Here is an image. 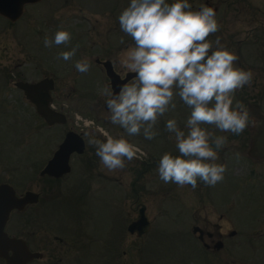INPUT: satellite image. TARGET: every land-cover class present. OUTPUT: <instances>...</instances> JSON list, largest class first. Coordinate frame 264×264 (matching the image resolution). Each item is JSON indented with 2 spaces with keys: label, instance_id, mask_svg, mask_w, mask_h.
Wrapping results in <instances>:
<instances>
[{
  "label": "rangeland",
  "instance_id": "1",
  "mask_svg": "<svg viewBox=\"0 0 264 264\" xmlns=\"http://www.w3.org/2000/svg\"><path fill=\"white\" fill-rule=\"evenodd\" d=\"M244 1L260 7L261 14L252 11L258 14L254 16L250 10L240 11L246 6L234 7L220 23L224 13L220 11L219 29L208 39L214 47L217 38L221 43L230 44L239 57L241 68L253 74L250 84L235 93L234 103L239 101L247 107V103L255 102L264 113V42L254 41L247 33L255 26H264V0ZM188 2L193 9L204 5V0ZM128 4L129 0H39L25 4L16 21L0 15V183H10L18 194L26 190L38 192V212L42 196L52 195L56 201L59 194L60 208L66 201L68 207L62 214L63 219L60 220V212L50 218L49 225L57 226L60 221L65 228L72 226L67 222L81 205L78 206L79 199H76L77 187L75 197L66 194L65 188L57 193L60 188L40 175L64 133L76 121L83 124L84 120L93 122V126L83 127L91 130L90 135L84 134L88 138L103 140L100 128L112 135L124 134L123 129L111 123L107 97L101 94L110 84L99 61L109 60L121 78L131 72L122 61L133 42L121 31L118 20ZM61 28L71 34L69 44L46 47L45 37L52 39ZM72 48L76 49L72 59L58 58L60 52ZM85 58L90 67L81 73L76 70L75 63ZM43 77L54 80L52 104L66 115L65 125H46L33 104L14 86L19 80L35 82ZM174 102L176 108L158 119L160 134L157 140L145 139L141 132L129 137L130 141L150 154L157 143L161 154L169 148L177 152L174 136L166 130L165 124L174 118L184 129L190 109L178 96ZM205 127L214 135L227 137V143L218 150L216 161L225 165L226 171L214 186L198 181L196 189H192L190 185L164 183L159 178L158 168L154 171L153 165H148L145 170L146 166H141L139 161L141 158L126 161L124 169L115 171H109L97 159V180L104 179L102 177L108 180L89 186L88 195L93 192L95 200L92 204L90 200L88 209L95 219L99 238L96 264H264V159H253L247 154L252 126L239 135ZM86 146L84 156L94 147L89 142ZM70 165L72 172L67 178H79L80 172L84 178L91 179L79 158L70 160ZM99 173L104 176H98ZM142 204L146 207L150 228L138 237L129 233L127 226L137 218ZM37 211L34 226L40 227L43 216ZM88 219L86 225L91 220ZM194 227L211 234V238L204 235L208 248L202 246L199 231L195 232ZM71 233L66 230V239L76 238ZM217 241L223 244L219 249L213 246Z\"/></svg>",
  "mask_w": 264,
  "mask_h": 264
},
{
  "label": "clouds",
  "instance_id": "2",
  "mask_svg": "<svg viewBox=\"0 0 264 264\" xmlns=\"http://www.w3.org/2000/svg\"><path fill=\"white\" fill-rule=\"evenodd\" d=\"M118 20L121 31L133 42L122 63L135 76L118 92L106 86L101 94L107 97L111 123L124 134L105 131L103 140L93 138L89 143L106 169H124L126 161L146 155L129 137L142 132L145 139H153L158 134V119L176 108L174 98L178 96L190 114L186 130L174 118L166 121L177 154H162L159 178L192 189L198 181L214 186L226 171V166L216 161L227 137L214 135L205 125L235 135L255 125L248 108L242 102L234 103L235 93L250 84L252 72L235 66L239 57L226 43L217 38L214 47L208 39L219 29L212 7L193 9L188 0H129ZM70 39L71 34L61 28L52 39L45 37L44 44L67 45ZM75 54L72 48L60 52L58 58L68 61ZM89 67L87 58L75 63L81 73Z\"/></svg>",
  "mask_w": 264,
  "mask_h": 264
},
{
  "label": "flooded vegetation",
  "instance_id": "3",
  "mask_svg": "<svg viewBox=\"0 0 264 264\" xmlns=\"http://www.w3.org/2000/svg\"><path fill=\"white\" fill-rule=\"evenodd\" d=\"M203 6H208L212 7L216 13V19L219 16L220 11H224L223 15L220 17V23L223 22L227 18V16L230 14L229 11L232 10L234 7H241V6H246L247 8H242L240 11L247 13L246 10H250L251 14L254 16H257L258 14H255L253 12H260L262 10L260 7L252 5L251 2L249 1H244V0H204ZM237 4V5H236ZM251 6V7H249ZM201 7V6H200ZM249 8V9H248ZM239 11V13H240ZM253 11V12H252ZM264 13V12H263ZM249 14V17L252 18V20H255V18ZM247 33H250L249 37H253L254 41L256 42H264V26H255L253 30L250 32L248 31ZM231 42V40H230ZM230 45V44H229ZM231 49V47H230ZM98 62V61H97ZM103 61H99V64L101 65ZM101 70L103 68L101 67ZM126 75V74H125ZM124 75V77H125ZM123 77V78H124ZM134 77H132L127 83H129ZM16 87V85H14ZM17 88V87H16ZM250 104H256L258 105V108L260 107L258 103L251 102L247 103V108L249 107ZM260 109V108H259ZM57 110V109H56ZM261 110V109H260ZM262 112V110H261ZM263 113V112H262ZM66 117V115H65ZM82 120V118L80 117ZM79 120V119H78ZM80 120V121H81ZM67 117H66V122H67ZM54 124V125H65L66 124ZM76 124L72 126L71 129H68L64 135L62 140L64 139L65 135L67 132L72 131L80 135L82 137L83 142H84V149L82 152H73L70 154L69 157V165H70V160H73L74 158H79L81 162L86 166L84 168V171L87 170L90 175V178H84L80 172L78 173L79 178H67V176L72 172V168L70 165V170L67 173H64L58 177L54 176H49V175H43L46 176L50 181H52L56 186H58L60 189L57 190V193L62 191L61 189H66L65 193L68 195H74L75 197V187H77V197L76 199L78 201V206L79 204V211L73 216L70 217V220L66 218L68 221L67 223L72 224V226H67L66 228L64 226H61V222L59 221L57 226L49 225L50 223V218L54 215H60V220L62 217V214L65 213V208L68 205L66 202H63L62 207L60 208V198L59 194L57 195V200L55 201L54 196L52 195H45L42 196V200L40 203V212L36 210V205L39 202L40 195L38 192V201L36 203H29L25 205L23 210H17V209H12L10 211L9 217L5 223L4 226V231L7 233L8 236L11 237H16L20 238L21 240L24 241L26 247L31 253H37L38 257L32 258L28 260L26 264H96L97 260V241L99 238L96 236L97 231H96V226H94V217L91 216L90 210V200L91 204L94 202L95 197L92 194L88 193L90 192L89 186H92L93 183H98L99 184H104L108 178L102 177L100 174L98 176L104 178L97 180L98 177L96 174V163L97 159L99 158L96 155V149L94 147H90V152L84 156L85 149L87 148L86 143L88 144L90 139H93L91 136L88 138V135H90L91 130H85L83 127L88 125V121L83 120V124H79V122H75ZM52 125V126H54ZM160 123H158L155 126V131L158 133L154 138L157 140L159 138L160 134ZM88 134L87 137L84 134ZM100 133H104L103 129L100 128ZM97 133L99 137H101V134ZM251 136V134H250ZM104 139V138H103ZM61 140V142H62ZM60 142V143H61ZM59 143V144H60ZM58 144V145H59ZM57 145V146H58ZM175 148H169L167 152H171L173 155H176L177 152H174ZM146 155L141 158L140 163L142 164L141 166L145 167V170H147L148 165H153L151 168L156 170L158 168V162L161 157V148H159L158 143L157 146L154 149L153 153H149L148 151L145 152ZM54 153V152H53ZM52 153V155H53ZM51 158V157H50ZM49 158V159H50ZM48 159V160H49ZM47 160V161H48ZM95 161V162H94ZM94 162V163H93ZM46 164V163H45ZM95 165V167H93ZM104 176V175H103ZM95 177V178H93ZM89 181V182H88ZM92 181V183H91ZM2 183H7L10 186H12L8 182H1ZM13 187V186H12ZM81 187H87V189L82 190ZM14 188V187H13ZM15 190V188H14ZM27 191V190H26ZM16 192V190H15ZM25 192V191H24ZM23 192V193H24ZM34 192V191H33ZM73 192V193H72ZM23 193L18 194L16 192L17 196H21ZM96 192H94L95 194ZM66 195V196H68ZM70 199V198H69ZM81 200V201H80ZM88 202V204H87ZM87 208V210L82 209L81 207ZM88 206V207H87ZM76 207V205H75ZM36 211L43 216L42 225L40 227L34 226V223L36 222ZM24 212V216L22 213ZM16 215V216H15ZM15 216V218H14ZM90 216V217H89ZM87 218L91 219L90 222L87 223ZM63 219V217H62ZM88 219V220H89ZM21 225V226H20ZM24 226V227H22ZM66 230L67 231H72L71 236H76V238H70L66 239ZM78 231V232H76ZM204 235L207 236L208 238H211V234L209 232L203 233L199 231V236L198 238L201 240V244L203 247L208 248V243L205 242L204 240ZM70 237V236H69ZM75 241H73V240ZM79 240L81 242H79ZM218 242V241H217ZM216 243V242H215ZM215 244H213L214 246ZM106 248V247H105ZM106 253H108V247L106 250H104ZM105 253V254H106ZM12 252L8 251V255H11ZM0 264H5V260L0 257Z\"/></svg>",
  "mask_w": 264,
  "mask_h": 264
},
{
  "label": "water",
  "instance_id": "4",
  "mask_svg": "<svg viewBox=\"0 0 264 264\" xmlns=\"http://www.w3.org/2000/svg\"><path fill=\"white\" fill-rule=\"evenodd\" d=\"M39 0H0V15L16 21L23 12V7L28 3H35ZM230 48V45L227 44ZM235 66H240V61L234 62ZM102 65L109 79V84L114 92H118L122 85L126 84L135 73L128 72L124 78H121L113 69L109 60L103 61ZM16 87L23 92L25 98L31 102L35 112L47 125L63 124L66 122L64 113L57 111L52 106L51 91L54 89V80L44 77L38 81L30 82L19 80L15 83ZM248 110L256 123L251 127L250 145L248 156L253 159H264V114H262L256 104H250ZM84 142L82 137L75 132L66 133L62 142L54 151L52 157L46 162L40 171V175H49L58 177L70 170L69 157L73 152H82ZM38 193L31 190L25 191L21 196H17L14 188L7 183L0 184V257L5 260V264H26L28 260L38 257L37 253H31L23 240L8 236L4 231L5 223L12 209L23 210L25 205L36 203ZM145 205L138 209L137 218L131 221L127 230L131 234L141 237L150 228V222L145 216ZM194 231H200V228L194 227ZM234 234V231L232 232ZM222 242L218 241L214 247L219 249ZM8 251L12 254L8 255Z\"/></svg>",
  "mask_w": 264,
  "mask_h": 264
}]
</instances>
